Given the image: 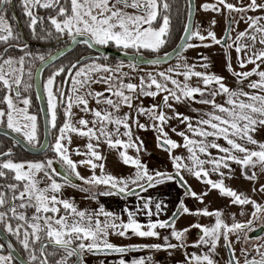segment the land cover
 <instances>
[{"label": "snow or ice", "instance_id": "obj_1", "mask_svg": "<svg viewBox=\"0 0 264 264\" xmlns=\"http://www.w3.org/2000/svg\"><path fill=\"white\" fill-rule=\"evenodd\" d=\"M218 5L231 11H236L241 14L247 11H255L257 9H264V4L257 3V0H250L246 6L236 7L232 3H227L226 0H217ZM21 5L24 14L29 18L30 23L28 27L31 29L32 38H39L41 40L52 37L53 32L48 31L47 37H37L36 25L43 24V17L37 16L33 13L36 7L50 9L55 11V15H49L48 20L55 30L57 38L67 36L73 43L87 45L88 48L104 45H115L118 49L122 50L127 56L129 50H133V55L129 60L128 67L136 69L137 62H144L145 58L142 55V50H147L151 53H159L168 43L172 40L171 18L168 14L171 5L167 0H70V10L66 5H61L60 0H21ZM6 6H11V0H0V42L7 44L10 40L19 41L21 39L20 33H14L13 29L7 24L3 12ZM201 7L207 11L209 9L220 11V8L214 4H203ZM134 9V13L126 11V9ZM161 9L163 14L161 15ZM189 20H191L192 11L191 6L188 8ZM241 18H244L242 15ZM264 17H247L248 29L254 30V33L260 34L259 43L264 45V26L259 24V21ZM215 20L212 24L215 25ZM158 25V27L156 26ZM199 28V25H198ZM185 36H181L180 40L183 43L177 44L173 49L178 60H183L182 53L195 45L189 43L193 37H197L200 41H204L206 37L201 35L200 31H192L191 24L186 23L183 25ZM43 30V28H42ZM77 37H80L78 40ZM207 38H210L215 44H221V39H217L215 33L211 30L207 32ZM231 37H227L230 39ZM244 38L252 41L254 47L256 42V35L248 34V30L239 32L233 44H225L226 54L227 48L235 45V50L238 54V63L243 68L245 63H252L256 66L249 72H234L232 65L229 62L227 68L237 78L247 79L252 75H257L259 81H253L248 84L249 88L259 89L264 92V71H259L260 64L257 61L264 62V50L258 53L254 52L252 56L248 57L247 61L240 60L239 54L242 50H247L249 45H242L240 41ZM23 55L19 58L8 56L0 62V87L7 90L8 94L3 95L0 103L6 104V108H0V122H3L6 117L7 128L12 132L17 133L23 137V140L28 146L37 151H45L49 147L59 158L61 167L64 169L63 173L54 168V160L47 159L46 161L36 162H14L11 158L12 149L7 151H0V157H7L0 160V178H8L9 173H13L12 179L15 182L5 183L0 185L3 191H0V225L3 231L15 237L19 245L22 246L24 252L27 253L28 259L20 260V264H70V258H76V264H83V253L95 252H116L125 253L130 248L138 246L121 247L109 241V235L114 234L120 237L128 234L129 230L132 234L139 237H158L160 233L156 230L158 228H170L171 237L178 243H170L169 237H163V244H150L144 245L152 249L160 250L175 249L177 247L185 246V236L189 231L188 228L177 230L175 228V217L178 213H173V218L169 220H156L142 225L137 221L136 212L124 208L123 211L127 213V222L120 221V217L116 216L113 212L105 211L104 206L100 205L99 211L95 213H88L86 211L78 210L77 207L68 199L59 198L58 194L61 192L65 185L77 187L72 183V176L79 180H83L85 184L89 185L88 188H81V191L89 192L93 199L96 198L97 193L91 192L92 187L106 186V190L100 191L98 195L111 196V195H137L139 192H145L148 188H153L157 185L163 184L166 181H176L185 188L184 195L195 198L200 203L208 192L198 194L191 186L187 184L183 172H187L194 176L197 180L202 177L206 178L204 182L210 186L211 189H218L220 194L226 197H231V202L236 205L253 206L252 218H259L260 213H264V205L258 204L256 201L251 200L247 196L238 194L237 191L226 187L223 182L225 176L222 169H230L229 162L241 166L242 173L245 178L249 180L256 179V174L248 175L246 169L248 167H255L257 164L261 166L264 171V143H259L253 138L252 133L264 129V95L250 94L240 90L230 89L224 82V78L215 74H208L205 72L195 71L196 65H188L187 63H177L174 67L167 68L166 71H160L153 74L151 71L147 72V80L145 76H140L139 85L128 82L125 83L122 78L113 77H99L93 79V73L105 72L113 73L119 71L124 67L123 62L116 64L115 68L106 64L96 63L94 60L90 64H81L80 61L72 63L70 67L65 69L60 66L53 71L43 82V90L47 95V112L50 117L49 123L53 129L57 127L58 117V104L64 106L65 97L67 104L64 106V122L59 127V135L53 137L54 143L49 145L43 143L38 139L37 135V116L28 113V106L30 99L24 98L22 103L23 108L19 107L14 102L10 93L15 91L17 98L21 95V87L24 91H29L33 87V80H39L40 74L44 71V65L51 64L56 59V56L49 54L47 59L44 55H36L34 59L41 62V66L36 69L35 76L33 75L31 65H28L27 77L25 81V62L27 57H32L33 53L27 51V45L21 48ZM59 51V50H58ZM4 52L7 53L8 49L5 48ZM63 55V52H60ZM102 55V54H101ZM172 53L164 52L162 56L156 55L155 58L149 59L146 62L151 65H159L169 59ZM98 57L97 59H99ZM102 58L107 60L106 56ZM207 60V58H204ZM201 67L207 68L208 64L204 63ZM183 68V71L177 69ZM67 71L69 74L66 80L71 81V88L67 91L63 88L55 86L56 78ZM182 75L184 82L181 83L174 78L173 73ZM122 76H127V73H122ZM197 77L202 80L203 85L207 88L211 85H217L218 90H213L208 93L213 99H202L200 103L211 104L215 110L212 113H207V119L198 121L200 127H194L190 122L188 116H182L180 113L175 112L173 105L169 100L179 103L182 98L194 99V94L204 95L203 89L196 86H190L188 81L191 77ZM159 77V79H158ZM113 80H118V86L113 90ZM65 81H62L63 84ZM106 83L109 87L106 91L111 92L112 95L118 98L119 103L112 98L104 97L103 92H91L87 95L93 96L96 103H105L111 106L114 111H119L121 103L131 108L132 93L139 91L141 96L156 97L159 93H165L162 103L175 113V117L180 119L181 123L187 122V130L193 133L194 136L201 137L202 139L196 140L190 138L184 132H179L183 140V147L187 149L189 155L187 158L182 156H173L172 149L179 148L176 141L167 137L164 132L163 125L167 123L170 117H167L164 111L158 105H153L152 108L146 109L142 105L138 107V115H146L149 119L153 120V128H155L159 135H157L158 146L165 148L169 152L174 174L169 172L155 171L150 172L148 167L142 163L137 156L133 158L121 151L119 153L122 162L125 165L131 164L135 167L136 171L133 176L127 178H117L111 174H105L103 163H93V158L96 161H101L104 157L96 150L94 145L90 142L87 144V152L84 153L88 158L79 161L80 165L90 166L93 173L90 177H83L77 171L78 164L73 161L68 155V149L65 147L63 141L68 139L69 143L71 138L67 136L69 132L78 133L80 136H88L91 140L95 138L99 141L100 136L105 137L106 143L110 148H136L139 152L143 147V143L137 145L132 140V133L130 129L129 114L125 113L123 117L114 116L112 112L101 111L98 109H89L88 100L83 95L79 94L81 88L89 86L91 83ZM174 87L169 88L168 83ZM155 86V91L152 90ZM39 83L36 84L37 98L39 99ZM126 92L128 94H126ZM224 94L228 97L226 103L229 107L217 104L214 97L218 94ZM246 97L247 101L241 99ZM73 105L79 107L83 105L82 111H91L94 119L91 122L93 125L99 124V136L96 134L94 128L88 127L89 122L83 118L79 119L78 123L82 126L77 129L71 124L69 117L72 115ZM221 114H216V113ZM156 121L159 124L155 123ZM141 129L145 128L144 124L134 121ZM106 124L117 125L116 134L120 135L119 126L124 128L123 136L128 137V141L124 142L120 138L113 141L111 133L106 131ZM86 128L87 131L83 129ZM210 129V130H209ZM175 131V129H173ZM163 137V140H161ZM209 137L223 138L228 147H222L214 140L208 141ZM137 140L139 137L136 138ZM246 141L252 145H258L259 150H250L244 144L237 142V140ZM14 143L19 144L20 141L16 140ZM98 146V145H97ZM167 146V147H165ZM209 149H217L218 152L223 153L222 156L212 157ZM239 153L240 155H237ZM79 154V153H78ZM199 154H203L209 159H201ZM185 159L189 162L186 163ZM205 164L212 166L211 171L217 173L221 179L212 180L207 178L209 176L208 170L204 167ZM100 169V175L95 174V169ZM43 173L48 183L44 187H40L41 181L37 178L38 173ZM60 176L63 183H60L55 178ZM134 186V187H133ZM139 189V192L136 191ZM260 191L264 192V185L260 186ZM9 193L11 196L9 198ZM18 201V203H17ZM151 199H145L143 202V209L148 210L147 215H153L150 210ZM65 210V215H58L60 207ZM164 207L163 202L155 203L156 214H158ZM28 209H34V212L29 217L26 215ZM178 212L182 210L185 214L191 215H204L215 217V222L211 226H204L195 224L193 227L200 229L202 233L199 239L195 242L194 246L208 245L209 250L203 255L193 253L188 264H217L213 259L218 241L221 239L224 245L230 250L231 260L228 264H240L239 259L235 256V250L229 237L236 235V240H240V231L247 229L249 232L252 230L253 219L247 222H233L231 224L225 223L222 219V211L214 210L209 211L205 209H197L192 212L181 199L177 205ZM140 209L138 208L137 211ZM243 210L241 215H243ZM103 215L104 221L98 217ZM12 221H16L13 225ZM116 221H120L116 223ZM146 229V230H145ZM245 241H248V235L245 233ZM259 239V237H258ZM9 250L7 255L2 254L4 245L0 244V264H13L14 257L12 255L13 245L8 243ZM51 248V250H49ZM264 245H255L254 250L260 256V259H248V252L241 248V254L244 255V264H264V252L261 251ZM59 256L57 259L56 257ZM151 260V258H148ZM103 264V262H101ZM119 264H125L121 259ZM132 264H145L143 258L133 260Z\"/></svg>", "mask_w": 264, "mask_h": 264}, {"label": "rangeland", "instance_id": "obj_2", "mask_svg": "<svg viewBox=\"0 0 264 264\" xmlns=\"http://www.w3.org/2000/svg\"><path fill=\"white\" fill-rule=\"evenodd\" d=\"M226 2L232 3L236 7H241V6H246L248 3H250V0H226ZM206 3L217 5L220 8V11H215L212 9L205 11L201 7V5ZM257 3L264 4V0H257ZM195 5H196V12L192 24V31L199 30L201 35H204L207 38V32L211 30L215 33L217 39H221L226 26L227 15L230 11L224 8L222 5H218L217 0H195ZM126 11L130 13L135 12V10L131 8L126 9ZM230 13L231 16L233 17L234 12L231 11ZM242 15L244 16V18H241ZM247 17H264V9H257L255 11L250 10L243 14L239 13L235 17V21L232 23L230 39L235 38L239 32L245 31L246 29L248 30L249 35L252 34L256 35V42L254 47L251 46L252 41L248 40L247 38H244L240 41L242 45H249V48L246 51L242 50L241 53L239 54L240 60H244V61H247L248 57L252 56L254 52L258 53L259 51L264 50V45H261L259 43V40L261 38L260 34L254 33V30L252 29H248ZM213 20H215L216 22L215 25L212 24ZM259 24L261 26H264V19H261L259 21ZM205 42L206 39L202 43H194L193 44L195 45L194 47L187 48L182 53V56L184 57L183 60H178L176 56L171 62L165 64H159V65H151V64L141 65V66H137L135 70L127 66L129 62L122 61L124 67H122L119 71L113 72L111 74L105 72L93 73L92 78L98 79L101 76L107 77L109 75H112L113 77L122 78L125 83L131 82L139 85L140 76L142 75L145 76V79L147 80V75H146L147 72L151 71L153 74H156L160 71H166L167 68H169L170 66L174 67L179 62L181 64L187 63L188 65H196L195 71L222 76L224 78L223 82L230 89L233 90L242 89L243 91L248 92L250 94L264 95V92H261L259 89H252L248 87L249 83L253 81H259L260 78L257 75H252L247 79L237 78L236 76L233 75L232 72H229L227 68V64L230 62L234 72L237 73L249 72L256 66L255 64L245 63L243 68L240 65H237L235 63V60L237 59L238 54L234 50H230L229 62H227L225 58L224 48L220 44H215L213 41L211 43H207V42L205 43ZM205 57L207 58V60L204 59ZM92 62L93 60H90L85 62L84 64H90ZM119 62L121 61H118L113 65H108V64L106 65L115 68L116 64ZM204 63L208 64L207 68L201 67V65ZM257 63L260 64L259 71H264V62L257 61ZM177 71H183V68L177 69ZM122 73H127V76H122ZM173 76L181 83L184 82V77L182 75L178 76L174 72ZM112 83L114 85L113 90H115V86H118V80H113ZM188 83L190 84V86L193 87L198 86L201 89H203L204 95L201 96L200 94H194V99L182 98L179 103L170 99L169 103L173 105L175 112L180 113L182 116H188L190 118V122L194 127H200L198 121L201 119H207L208 116L206 114L215 111L211 104H203L200 103V101L202 99H209V100L213 99V97L209 96L208 93L213 90H218V86L211 85L206 88L203 85L202 80L194 76L190 78ZM108 87L109 85L103 82L91 83L89 86L81 88L79 94L83 95L85 99L88 100L89 109H98L101 111L106 110L108 112H112L114 116H119V117H123L125 113L129 114L130 120L128 121V123L130 124L132 140L137 145H140V143L142 142L143 147L140 148L139 152H137L136 148L121 147V150L118 151L116 150V148H110L109 146L106 147L108 148V150H106L102 146L103 145L102 143L108 145L105 141L104 136H100L99 141H97L95 138H92L90 140L88 136H80L78 133L75 132L67 133V136L71 138L70 143L74 145L77 144L79 147H83L84 145V148L87 150L86 146L88 143L91 142L96 148V150L100 152L101 156L104 157V159L101 161H96L93 158V163H97V164L103 163L105 165L104 173L111 174L117 178L120 177L127 178L129 176H133L136 171L133 165L131 164L125 165L122 162V159L117 154L118 152L120 153L121 151L126 152L127 155L133 158H136L138 156L139 159L142 161V163L148 167L150 172L162 171V172L174 173L169 152L166 151L164 148L158 146L156 138L157 135H159V133L155 128H153L154 121L149 119V117L146 115L137 114V109L141 105L146 109L152 108L153 105L159 106L161 101L163 100V96L165 95V93H159L156 97H148V96H141L139 94V91L137 90V92L131 94L133 97L132 100L133 106L129 108L127 105L121 103L119 111L117 112L114 111V109L111 106L105 103L97 104L96 99L93 96L87 95L89 91L93 93L103 92L104 97L106 98L110 97L119 103L117 97L112 95L111 92L106 91ZM168 87L172 88L174 86L171 85V83L169 82ZM152 90L155 91V86H153ZM126 94L128 93L126 92ZM214 99L217 104H221L224 105L225 107H229V105H227L226 103L228 99L226 95L221 93L216 95ZM241 99L247 101L246 97H241ZM13 100L15 103L18 104L19 107L22 108L23 103L21 100L17 98H14ZM82 108L83 105L79 107L73 105V108L71 110L72 115L69 117L71 124L77 129H81L82 126L79 125L78 121L79 119L83 118L89 122L88 127L94 128L96 130V134L99 136L100 125L99 124L93 125L91 123L94 119L92 112L82 111L81 110ZM161 109L164 111L167 117H170L167 123L163 125L164 132L167 133L168 138L176 141L179 145H181V147L179 148L172 149L171 154L173 156H182L184 158H187L189 153L187 149L183 147L184 140L180 135H178V133L184 132L190 138L196 140H200L202 138L198 136H194L193 133L189 132L187 130V122L181 123L180 119L175 117V113L168 107H165L163 103ZM216 114H221V113L217 112ZM134 121H138L140 124H144L146 127L141 129L137 126V124ZM155 123L159 124L158 121H156ZM105 128L107 132L111 133V138L113 139V141L117 138H120L124 142L128 141L129 138L123 136V132L125 130L122 125L119 126L120 129L119 137H117L116 134L117 125L106 124ZM173 129H175V131ZM83 130L87 131L86 128H84ZM252 135L253 138L257 140L259 143H264V129H260L252 133ZM137 137H139L138 140L136 139ZM161 140H163V137H161ZM213 140L216 143H219L222 147H228L226 141L223 138L209 137L208 141L206 142H211ZM64 142L67 143L69 141L65 139ZM237 142L244 144V146H246L250 150H259L258 145H252L247 143L246 141H242L239 139L237 140ZM86 152L87 151H85V153ZM209 152L211 153L212 157H218L223 155V153L218 152L217 149H209ZM237 155L240 154L237 153ZM199 156L201 159H205V160L210 158L203 154H199ZM115 159L116 161L113 162L112 160ZM185 162L189 163L186 159ZM77 164L80 167L82 166L79 164V162ZM229 164H230V169H222V171H224L225 173V176L223 177L224 185L226 187H229L237 191L238 194L247 196L251 200L256 201L258 204L264 205V192L260 191V186L264 185V171L261 170V166L257 164L255 167H248L246 169L247 174L249 176L252 175L253 173L256 174V179L249 180L245 178V175L242 173V169L240 165H237L232 162H229ZM204 167L209 172V176L207 178H210L214 181L221 179V177L217 173H213L211 171L212 168L211 165L205 164ZM86 173L88 174L87 176L89 177L92 175L93 170L91 169L90 166H86ZM95 174L98 176L101 174L99 168L95 169ZM182 174L184 175L187 184L191 186V188L194 191H196L198 194L203 193L205 191L208 192V195H206L203 199V203H200L191 196L186 197L184 195L185 191L176 181H166L163 184L157 185L153 188H148L147 191L145 192H139V189H136V191L139 192V196L126 195V194H121L119 196L117 195L103 196V195H98V193L100 191L106 190V186L92 187L91 192L97 193L95 199L91 197L89 192L81 193L75 189L72 190L71 187L65 185L62 188L61 192L59 193V198L70 200L72 203H74V205L77 207L78 210L86 211L88 213L98 212L100 205H103L105 211L113 212L116 216L120 217V221H123L125 223L127 222L128 217H127V213L124 212L123 209L128 208L129 210L136 212L135 218L142 225H146L149 222V219H151L152 221L168 220V218L177 210V205L181 199L184 200L185 205L192 212H195L197 209L202 210L205 208H207L209 211L221 210L222 219L227 224H231L233 222H245V221L247 222L249 219H253L251 214L254 209L251 204L243 205V206L233 204L231 202L232 199L231 197H226L221 195L218 189H211L210 186H208L204 182L206 178L197 180L194 176L190 175L186 171L183 172ZM37 178L41 181V184L39 185L40 187H44L48 183L46 179H44V176L41 174H38ZM149 198L152 201V203L150 204V210L152 211L153 215L151 217L147 215L148 210L143 209L144 200ZM157 202H163L164 204V207L158 214H156V209H155V203ZM59 207L61 210L58 213V215H65V210L63 209L62 205ZM138 208L140 209L139 211H137ZM242 210L244 213L243 215H241ZM98 218L101 221H104L105 219L103 215H100ZM263 218H264V213H260L259 218L253 219V225L259 223L260 220H262ZM120 221H116V223H119ZM214 222H215L214 216L209 217L204 215L197 216V215L185 214L182 212V210H180L179 216L175 220V228L177 230H182L190 226H193L197 223L204 226H211L214 224ZM156 230L160 233V236L158 237H139L132 234L131 231L129 230L128 234H126L123 237L110 234L109 241L111 243L116 244L117 246L130 247L138 243L163 244L164 243L163 237L168 236L170 243H178L174 238L171 237L170 228H163V229L158 228ZM240 232L245 233V230ZM230 236L232 235L230 234ZM186 239H187V235L185 236V245H186ZM239 243L240 242L238 241L235 242L233 245L237 258H238L237 255L238 250L241 248V245ZM255 245H264V236L256 240V242L247 245L245 250L247 252L252 250L256 253V251L254 250ZM208 250H209L208 245H200L197 247V250L194 251V253H196L197 255H203L207 253ZM261 251L264 252V248H261ZM86 252L87 251H85L84 253ZM131 252L133 251L129 250L125 253L95 252V253H90L89 255L94 256L96 259H98L93 261L92 264H101V262H103V264H119V261L121 259L123 258L127 259V257L131 256V255H127L128 253ZM137 253H138L137 257H135L132 260L143 258L145 260V264H188L191 255L193 254L189 250L181 251L178 250V248L175 249L162 248L160 250L152 249L149 251L146 250ZM132 254L134 255L135 253ZM149 257L151 258V260L148 259ZM213 259L217 262V264H227L226 249L222 239L217 243L215 253L213 254ZM126 263L128 262L126 261Z\"/></svg>", "mask_w": 264, "mask_h": 264}, {"label": "flooded vegetation", "instance_id": "obj_3", "mask_svg": "<svg viewBox=\"0 0 264 264\" xmlns=\"http://www.w3.org/2000/svg\"><path fill=\"white\" fill-rule=\"evenodd\" d=\"M60 3H61V5H66L69 8V10H70V0H60ZM184 8L186 9V5L184 6ZM187 12H188V6H187V10L185 11V13L187 14ZM195 12H196V5H195ZM233 12H234L233 17L231 16L230 12L227 15L226 26H225L223 35L221 37V41H222L223 38H224L225 32H226L228 21H230V28H229V31L227 33L226 42H225V44L227 43L229 45L233 44V40L235 38L227 39V37H230L232 23L235 21V17L237 16V14H239V12H236V11H233ZM33 13L35 15H37V16H40V17L44 18L42 26H41L40 23H38L36 25L37 37H40V36L47 37V33H48L49 30H51L53 32L52 37H49V38L43 39V40H41L39 38H36V39L32 38L31 29L28 27V25L30 23V20L24 14V10H23V7L21 5V0H11V6H6V10L3 12L4 18H5L6 22H7V24L13 29L14 33H20L21 39L19 41L10 40L7 44L0 42V62H2L3 59L8 58V56H12V57L18 59L20 55H23V52L21 51V48L23 47V45L26 44L27 45V51L33 53V56L26 58V62H25V76H24L25 81L28 80V77H27V74H26L27 70H28V65L29 64L31 65L32 72H33V75H34V71H35L37 65L40 63L39 60L34 59V57L36 55H44L45 58H47L49 54H54L55 52H57L59 49L63 48L64 46H66L70 42V39L66 35L57 38V36L55 34V30L51 26V24H50V22L48 20V16L49 15H55V11L50 10V9H44V8L36 7V8L33 9ZM161 13H162V9H161ZM186 17H187V15H186ZM194 17H195V14H194ZM42 28H43V30H42ZM206 42L207 43H211L212 40L210 38H206ZM189 43L194 44V43H202V42H200L197 37H193L192 40L189 41ZM225 44L224 45L220 44V45L224 48L225 58H226L227 62H229L230 50H234L236 52L235 45H233L232 47L227 48V54H226ZM104 46H106V45H104ZM108 46L116 47L115 45H111V44L108 45ZM5 48L8 49L7 53L4 52ZM116 49H117V47H116ZM131 52H133V50ZM93 53L94 52L90 48H88L87 45H84V44L75 45L72 49H70L69 51L65 52L61 57H59L58 59L53 61L51 64H49L44 69V71L42 72V87H43V82L47 80L48 76L53 71H55L57 68H59L60 66H63L65 69H67L68 67L71 66L72 63H76L82 56L88 55V54H93ZM75 55H78V57L76 59H74L73 61H70L69 60V58H71L70 56H75ZM94 55H95V57H93L92 59H88L86 61H82L81 64H84L85 62L90 61V60H94V61H96L99 64L100 63L101 64H107L100 54L94 53ZM98 57H100V58L97 59ZM235 63L237 65H240L238 63V59L235 60ZM68 75L69 74L67 73V71H65V73H63V74L61 73V75L56 78L55 86L57 88H63V90H65V91L70 89L71 88L70 87L71 86L70 85L71 81L65 79L66 77H68ZM62 81H65V82L62 84L61 83ZM32 82H33V87H32V89H30L27 92L24 91L23 87H21V89H20L21 95H20L19 98L16 97L15 91H13L10 94H11L13 99L17 98V99H19L21 101L24 98L30 99V105L28 106V113L31 114V115H36L37 116V135H38V139L40 141H42V138H43V123H42V118H41V114L42 113H41L40 105H39V102L37 100V96H36V93H35V90H34V80ZM43 92H44V90H43ZM5 94H8L7 90H5L2 87H0V101H2L3 95H5ZM44 98H45V101H46V108H47L48 101H47V97L45 95V92H44ZM66 103H67V98L65 97L64 106L66 105ZM64 106H61V105L58 104L57 127L55 129H53L52 126L49 123V129H50V131H49V143H48L49 145H51V144H53L55 142L53 137L59 134V127H60L59 126V118L61 117V121L64 122V116H63ZM23 107H24V105L22 106V108ZM0 108H6V104L0 103ZM62 125H63V123H62ZM0 127L8 129L7 125H6V117L4 118L3 122H0ZM18 136H20V135H18ZM20 137L23 138L22 136H20ZM63 143H65L64 145L68 149V155L70 156V158L73 161L78 163L79 161L85 160L87 158V156L84 155L85 151H87L84 148V145H83V147H79L77 144L74 145L72 143H69V142L66 143L64 141H63ZM102 144H103L102 146L106 150H108V148H106V147L109 146V145H106L104 143H102ZM9 148L12 149L11 158L13 159L14 162H29V161L36 162V161H46L47 159H53L54 160V164H53L54 168L57 169V171H59L60 169H63L61 167L60 162H59V158L55 157V154L52 152L50 147L47 150H45L44 152L40 153V154H30V153L26 152L19 144L14 143V141L12 139H10L8 136L0 134V151H7ZM116 150L120 151L121 147L117 146ZM113 151H114V149H113ZM117 154L119 155V152ZM6 158L7 157H0V160L6 159ZM112 161L115 162L116 159L112 160ZM82 166L81 167L78 166L77 167L78 168L77 171L80 173L81 176L86 177V178L89 177V176H87L88 174L86 173V166H83V167ZM38 174H41V175L44 176V174L42 172L38 173ZM38 174H37V176H38ZM13 175H14L13 173H9L7 179L0 178V185H3L5 183L15 182L12 179ZM73 177H74V179L77 182L74 181L72 183L77 185V187H71V186H69V187H71L72 190L75 189V190H77V191H79L81 193L85 192V191H81V188H88V185L85 184L83 180H79L75 176H73ZM55 178L57 179L58 182L63 183V180H62V178L60 176H56ZM44 179H46V178L44 177ZM46 181H47V179H46ZM3 190H4L3 188H0V191H3ZM183 190L185 191L184 188H183ZM8 195H9V198H10L11 193H9ZM58 196H59V194H58ZM17 203H18V201H17ZM0 210H4V209H0ZM33 212H34V209H28L26 211V215H28L30 217ZM179 213H180V211L178 212V214L174 218L175 220L179 216ZM172 217H173V214L168 218V220L170 218H172ZM12 223H13V225H15L16 221H12ZM263 223H264V218L262 220H260L259 223L255 224V225L252 224V230L250 232L248 230L246 231V229H245V233H247V235H248V241L247 242L244 239L245 233H242V232L238 233L240 235V240H239L240 243L239 244L241 245V248L246 249V246L256 242V240H258V237L260 239L262 236H264V224ZM0 228H2V225H0ZM188 229H189V231L186 233V235H187L186 245L184 247H177V248H178V250H181V251L189 250L192 253H194V251L197 250V246H194L195 242L198 240L199 236L202 233L200 232V229L195 228L193 226L188 227ZM2 230H3V228H2ZM6 235L8 236L9 240L11 241L13 246L16 248V250L27 260L28 259L27 253L24 252L22 246L19 245V243L17 242L16 238L11 236L10 234H7V233H6ZM229 239L232 242V245H234L235 242H238L236 240V235L230 236ZM150 244L151 243H143V244H139L138 243V244L135 245V246H138V247L130 248L131 251L136 252V253L133 256L127 257V259H125V264H132V261H133L132 259L137 257V254H138L137 252H143V251H146V250H148V251L152 250V248L144 247V245H150ZM186 248H188V249H186ZM241 248L238 250L237 255H238V259H239L240 263H244L245 257H244V255L241 254V251H240ZM225 249H226L227 264H228V255H227V247L226 246H225ZM49 250H51V248H49ZM21 251H23L25 253V256L22 254ZM3 253L4 254H8V251L6 249H4ZM89 254H90L89 252L83 253V264H88L87 261H86V258L88 256H90ZM141 254H143V253H141ZM248 254H249L248 255V259H252V258H255L257 260L260 259V256L257 253H255L254 251H252V250H250L248 252ZM235 256H236V254H235ZM187 257H188V254H187ZM187 257H186V260H187ZM56 258L58 259L59 256H57ZM126 261L128 263H126ZM70 264H76V258L75 257L70 258Z\"/></svg>", "mask_w": 264, "mask_h": 264}, {"label": "water", "instance_id": "obj_4", "mask_svg": "<svg viewBox=\"0 0 264 264\" xmlns=\"http://www.w3.org/2000/svg\"><path fill=\"white\" fill-rule=\"evenodd\" d=\"M187 4H188V8H189V5L191 6V11H192V16H191V20H189V16H188V12H187V17H186V21H185V24L186 23H190L191 24V29H192V24H193V19H194V14H195V0H187ZM229 28H230V21H228V24H227V28H226V32H225V35H224V38L223 40L221 41V44H225L226 42V36H227V33L229 31ZM185 32H184V29H183V32L181 34V36H185ZM180 36V37H181ZM77 39L79 40L80 37H77ZM180 43H183V41L180 40V38L178 39V41L175 43V45L169 49L168 51H165V52H169V53H172V55L169 57V59L165 62H161L160 64H165V63H168L170 61H172L176 55L173 51V49L176 47L177 44H180ZM79 43H73L71 40L70 42L64 46L63 48L59 49V51L55 52L54 56H56V59H58L59 57H61L62 55H60V52H63V54L67 51H69L70 49H72L75 45H77ZM94 53H98V54H102L103 56H106V57H114L118 60H121V61H126V62H129L130 58L132 57L133 55V52L129 51V54L126 56L124 54V52L122 50H119V49H116V48H112L108 45L106 46H97V47H93V48H90ZM93 54H88V55H84L82 56L78 61L82 62V61H86L88 59H92L93 57H95V55ZM164 54V52H162L161 54H157V55H160L162 56ZM101 55V56H102ZM142 55L144 56L145 60L144 62H137V66H141V65H146L148 64L146 61L149 60V59H153L155 58L156 55H152V56H146L144 53H142ZM47 59V58H46ZM55 59V60H56ZM54 60V61H55ZM53 62V61H52ZM51 62V63H52ZM49 65V64H48ZM48 65H44V69L48 66ZM41 66V62L37 65L36 69L38 67ZM36 69L34 71V76H35V73H36ZM39 83L40 87H39V99L37 98L38 102H39V105H40V109H41V118H42V123H43V138H42V141L43 143H49V116H48V113H47V108H46V101H45V98H44V92H43V87H42V73L40 74L39 76V80H34V90H35V93H36V96H37V88H36V84ZM162 107V101L159 105V108ZM0 134H3L5 136H8L10 139H12L13 141H16V140H19L20 143L19 145L28 153L30 154H40L44 151H37L36 149H33L31 148L30 146H28L26 144V142L23 140V138H21L20 136H18L16 133L12 132L11 130L9 129H6V128H3V127H0ZM167 147V146H165ZM64 169H60L59 172L60 173H63ZM203 178V177H202ZM72 182L76 181L74 179V177L72 176ZM77 182V181H76ZM179 185L181 186V184L179 183ZM184 188V187H183ZM185 189V188H184ZM175 213H178V210L175 212ZM173 218V217H172ZM11 242L8 238V236L6 235V233L2 230V228H0V244H3L4 245V249H6L8 252V248H7V245L8 243ZM13 245V244H12ZM12 251V255L14 257V260L20 264V260L21 259H24L25 261H27L17 250L16 248L13 246V249L11 250ZM103 252H109V251H103ZM227 255H228V261L231 260V253H230V250L227 248ZM240 264H244V263H240Z\"/></svg>", "mask_w": 264, "mask_h": 264}, {"label": "trees", "instance_id": "obj_5", "mask_svg": "<svg viewBox=\"0 0 264 264\" xmlns=\"http://www.w3.org/2000/svg\"><path fill=\"white\" fill-rule=\"evenodd\" d=\"M167 2L171 5L170 11H169V15L171 18V29H172V40L169 41V43L159 52V53H151L147 50H142V53H144L146 56H152V55H157V54H161L162 52L168 51L169 49H171L175 43L178 41V39L180 38L182 31H183V25L185 24L186 21V13L185 11L187 10V0H167ZM186 5V9L184 8V6ZM163 14V11L161 13V15ZM158 27V25H156ZM113 48H116L114 46H112ZM132 51V50H130ZM71 58H69L70 61H73L74 59H76L78 57V55L75 56H70ZM68 60V61H69ZM105 60V59H104ZM121 61L118 60L114 57H107V60H105V62L109 65H113L116 62ZM65 73V72H64ZM63 74V73H62ZM62 121H61V117L59 118V126L62 125ZM22 254L25 256V253L23 251H21ZM13 264H18L15 260H13Z\"/></svg>", "mask_w": 264, "mask_h": 264}, {"label": "crops", "instance_id": "obj_6", "mask_svg": "<svg viewBox=\"0 0 264 264\" xmlns=\"http://www.w3.org/2000/svg\"><path fill=\"white\" fill-rule=\"evenodd\" d=\"M59 135V134H58ZM132 253H136V252H131V253H128L127 255H131V256H133V254ZM135 255V254H134ZM123 258V257H122ZM124 259V258H123ZM95 260H98V259H96L94 256H88L87 258H86V261H87V263L88 264H92L93 263V261H95ZM125 260V259H124Z\"/></svg>", "mask_w": 264, "mask_h": 264}]
</instances>
